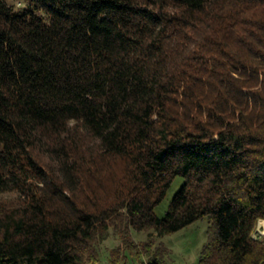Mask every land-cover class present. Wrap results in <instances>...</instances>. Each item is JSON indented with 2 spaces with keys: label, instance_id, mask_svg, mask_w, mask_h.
I'll use <instances>...</instances> for the list:
<instances>
[{
  "label": "trees",
  "instance_id": "16d2710c",
  "mask_svg": "<svg viewBox=\"0 0 264 264\" xmlns=\"http://www.w3.org/2000/svg\"><path fill=\"white\" fill-rule=\"evenodd\" d=\"M14 1L0 264H99L110 226L109 264H166L157 237L203 216L197 264H264V0Z\"/></svg>",
  "mask_w": 264,
  "mask_h": 264
},
{
  "label": "rangeland",
  "instance_id": "374dc122",
  "mask_svg": "<svg viewBox=\"0 0 264 264\" xmlns=\"http://www.w3.org/2000/svg\"><path fill=\"white\" fill-rule=\"evenodd\" d=\"M14 2L18 5L17 7H21L23 5L22 0H16ZM181 179L182 178L180 176L175 177L171 187L168 189L167 193H165L166 196L164 199L153 207V212L158 217L164 216L167 209L166 207L169 205V202L174 195L173 193L178 190L182 183ZM13 197L14 195L11 193H0V203L8 201ZM208 218V216H203L202 218H198L191 224L176 231V233L173 232L157 237V242H161L164 247L169 249L168 254L164 256L163 260L166 264H197V258L201 245H203L206 240L205 231L209 224ZM258 227L257 222L255 230ZM255 230H253V233ZM147 234L148 232L145 230H130V235L137 243L144 241L148 236ZM117 235L118 234L113 227L110 226L108 235H106L107 238L98 244L97 250L99 251V264H109V249L120 243L119 236ZM261 235L263 234H260L259 236ZM146 259V256L143 257V261ZM124 264H138V262H135L130 257H127Z\"/></svg>",
  "mask_w": 264,
  "mask_h": 264
},
{
  "label": "bare ground",
  "instance_id": "6f19581e",
  "mask_svg": "<svg viewBox=\"0 0 264 264\" xmlns=\"http://www.w3.org/2000/svg\"><path fill=\"white\" fill-rule=\"evenodd\" d=\"M258 224H259L258 226L260 227V229H258V230H260V232L264 234V222H260Z\"/></svg>",
  "mask_w": 264,
  "mask_h": 264
},
{
  "label": "built area",
  "instance_id": "2783aa9c",
  "mask_svg": "<svg viewBox=\"0 0 264 264\" xmlns=\"http://www.w3.org/2000/svg\"><path fill=\"white\" fill-rule=\"evenodd\" d=\"M258 229H259V228H257V229L255 230V232L252 233V237L256 238V237H258V236L261 234L260 230H258Z\"/></svg>",
  "mask_w": 264,
  "mask_h": 264
},
{
  "label": "crops",
  "instance_id": "0c3cea01",
  "mask_svg": "<svg viewBox=\"0 0 264 264\" xmlns=\"http://www.w3.org/2000/svg\"><path fill=\"white\" fill-rule=\"evenodd\" d=\"M260 222H263V221H258V223H260ZM259 225V224H258ZM259 229H260V227H258ZM261 234H263V233H261ZM122 264H124V262L122 263Z\"/></svg>",
  "mask_w": 264,
  "mask_h": 264
}]
</instances>
